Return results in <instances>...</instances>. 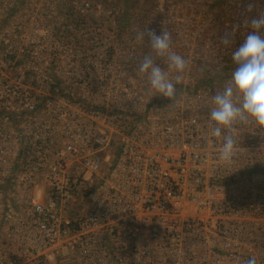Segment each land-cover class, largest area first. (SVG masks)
I'll list each match as a JSON object with an SVG mask.
<instances>
[{
	"label": "built area",
	"instance_id": "obj_1",
	"mask_svg": "<svg viewBox=\"0 0 264 264\" xmlns=\"http://www.w3.org/2000/svg\"><path fill=\"white\" fill-rule=\"evenodd\" d=\"M27 1L0 0V264H264V126L225 161L208 115L264 0ZM147 27L188 61L179 104L138 73Z\"/></svg>",
	"mask_w": 264,
	"mask_h": 264
},
{
	"label": "clouds",
	"instance_id": "obj_2",
	"mask_svg": "<svg viewBox=\"0 0 264 264\" xmlns=\"http://www.w3.org/2000/svg\"><path fill=\"white\" fill-rule=\"evenodd\" d=\"M252 8L249 4L248 9ZM244 27L248 29L247 35L231 55L236 67L224 88L211 97L213 106L208 113L215 125L213 134L223 140L220 159L225 161L236 152L234 133L237 124L251 121L264 126V13L245 19ZM234 32H225L221 37L222 44L229 45ZM135 38L138 42L147 39L151 49L139 63V75L147 77L155 94L179 104L176 84L183 80L188 61L173 50L171 33L167 30L157 33L147 27L137 30ZM158 59L166 62L167 70L157 63ZM245 264H256V258H249Z\"/></svg>",
	"mask_w": 264,
	"mask_h": 264
},
{
	"label": "rangeland",
	"instance_id": "obj_3",
	"mask_svg": "<svg viewBox=\"0 0 264 264\" xmlns=\"http://www.w3.org/2000/svg\"><path fill=\"white\" fill-rule=\"evenodd\" d=\"M83 0H29L24 4L23 8L26 9H43V8H50V4H54L55 6L60 7H77ZM132 4V9H147V2L146 0H143L146 5H136L135 3L138 0H128Z\"/></svg>",
	"mask_w": 264,
	"mask_h": 264
},
{
	"label": "trees",
	"instance_id": "obj_4",
	"mask_svg": "<svg viewBox=\"0 0 264 264\" xmlns=\"http://www.w3.org/2000/svg\"><path fill=\"white\" fill-rule=\"evenodd\" d=\"M153 1L154 0H146L148 8L151 7ZM124 4H125L126 8H129V9L132 8V6H131L132 3L129 2L128 0H124ZM135 4L136 5H142V6L146 5V3L143 0H138ZM70 8H74V7H70Z\"/></svg>",
	"mask_w": 264,
	"mask_h": 264
}]
</instances>
